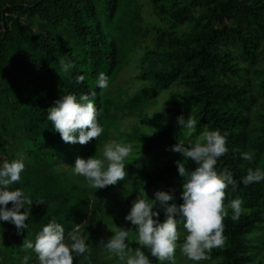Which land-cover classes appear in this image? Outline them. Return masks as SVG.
<instances>
[{
  "label": "trees",
  "instance_id": "1",
  "mask_svg": "<svg viewBox=\"0 0 264 264\" xmlns=\"http://www.w3.org/2000/svg\"><path fill=\"white\" fill-rule=\"evenodd\" d=\"M119 1L0 0V151L5 152L12 142L38 167L40 150L67 147L70 143L62 141L46 119L48 108L63 94L72 93L78 98L94 92L90 99L99 112L100 94L95 81L99 72L108 79L117 62L113 31ZM181 1L184 4L177 7L182 9L177 8L172 15L176 27L170 35L175 42L170 55L172 66L158 75L156 82L170 86L184 76L190 92L181 101L176 116L161 125L159 133L147 138L145 152L161 156L187 138L176 123L181 115L196 121L197 135L205 127L219 130L221 135L226 133L227 151L214 168L218 173L228 169L237 185L235 190L232 186L224 189L222 203L239 199L244 212L236 220L230 213L221 222V234L228 245L219 257L225 264H244L242 239L256 231L264 213V180L247 186L241 183L249 169L259 167L264 171V139L250 140L254 124L249 114L252 104L264 98V56L260 57V53L264 55V0ZM198 6L206 7V12L197 15L194 10ZM12 12L37 18L36 28L27 27L21 15L13 17ZM185 27L189 30L181 32ZM60 59L73 62L69 73L60 72ZM78 75L84 77L80 83L75 80ZM261 128L264 131V120ZM242 152L253 153V158L243 160ZM169 162L147 175L143 187L146 193L163 191L174 196L178 185L182 186L176 163ZM184 166L188 171L196 167L190 160ZM177 201L178 205L183 202L181 195ZM154 210L160 212L162 222L163 211ZM97 232L95 228L89 236L94 238ZM92 237L84 240L85 253H71L72 264H81ZM125 243L133 250L139 246L129 237ZM141 251L150 264H162L149 249L141 246Z\"/></svg>",
  "mask_w": 264,
  "mask_h": 264
},
{
  "label": "rangeland",
  "instance_id": "2",
  "mask_svg": "<svg viewBox=\"0 0 264 264\" xmlns=\"http://www.w3.org/2000/svg\"><path fill=\"white\" fill-rule=\"evenodd\" d=\"M94 1L97 3V0ZM179 4L184 3L181 0L119 1L114 17L116 27L113 31L117 42V62L107 79V87L98 88L101 105L97 121L102 132L96 140H90L87 145L70 143L67 147L59 146L56 150L44 148L39 151L42 159L38 167L34 165L33 158L19 153L12 142L6 146L5 152L0 151V161L23 157L25 167L20 174L21 179L9 188L22 189L32 201V205H25L29 212L25 221L26 228L17 230L12 223L9 222L6 226V222L0 221V264H38L32 249H24L21 245L24 239L34 242L37 233L53 219L64 229L65 244L71 243L68 233L73 229L84 240L88 237L90 239L92 236L89 235L95 228L98 229L81 264H120L115 255L110 254L98 242L101 239L106 241L120 228L129 231V240H136L135 226L124 217L138 191H144L147 175L154 173L159 167H165L170 163L169 160L180 161L185 165L187 163L179 153L171 151V148L164 155L157 156L158 158L155 155H146L145 152L147 138L159 133L161 125L176 116L181 101L190 92L184 76L170 86H165L161 81L156 82L158 75L165 74L172 66L170 55L175 42L170 35L176 32L172 15L177 8L182 9L177 7ZM205 9L207 8L198 6L194 11L197 15H202L206 12ZM10 15L17 17L21 14L12 12ZM19 18L27 27L36 28L37 18L29 14ZM186 30L189 28L180 29L181 32ZM263 56L260 53V57ZM252 106L249 114L254 128L250 133V140L261 141L264 139L261 128L264 120V98ZM14 127L20 128L15 125ZM195 134L196 131L183 142L187 144L196 137ZM110 141L128 144L132 148L124 161L126 175L116 185H108L103 189L91 188L84 182L83 177L73 175L71 166L78 156L84 159L94 155L99 157L103 145ZM176 191L174 202L177 204L182 186L178 185ZM144 193L149 200L154 199L155 192ZM6 207H11V202ZM156 208L160 209L158 205ZM242 208L241 211L244 212ZM224 212L226 214L221 222L232 210L224 208ZM262 217V221L255 227L256 231L242 239L244 264H264V213ZM76 225L80 227L77 229ZM16 234L18 238H14ZM177 234L173 259L161 261L162 264H225L219 257L227 249L228 242L225 239L221 246L206 250L205 259L194 262L188 260L180 251L186 234L182 223L177 225Z\"/></svg>",
  "mask_w": 264,
  "mask_h": 264
},
{
  "label": "clouds",
  "instance_id": "3",
  "mask_svg": "<svg viewBox=\"0 0 264 264\" xmlns=\"http://www.w3.org/2000/svg\"><path fill=\"white\" fill-rule=\"evenodd\" d=\"M58 65L60 72L65 74L74 67L72 61L63 59L58 61ZM75 80L80 83L84 77L78 75ZM95 85L100 89L107 87V78L103 72L97 74ZM94 95V92H90L80 94L77 98L72 93L63 94L48 108L46 119L51 122L62 141L83 145L92 139L96 140L100 135L102 127L97 121L98 110L90 99ZM176 123L183 129L185 137H191L195 132L196 121L191 116L187 119L183 115L178 116ZM225 135L226 133L221 135L219 130L210 131L205 127L187 144L178 141L172 146L171 151L179 153L184 160L192 161L196 167L188 171L183 162H175L177 171L183 178V202L179 205L174 202L175 198L170 193L157 191L154 199L149 200L144 191H138L124 217L135 226L138 247L134 250L127 247L125 241L129 231L123 228L114 232L106 241L101 239L98 244L114 254L120 264H150L141 251V246L149 249L151 256L157 260L171 261L178 238L177 225L182 223L186 234L180 251L188 260L196 262L205 259L206 250L221 246V221L226 214L224 208H231L232 220H236L241 212L239 199H232L227 205L222 204L224 189L232 186L235 190L237 186L233 174L228 169L218 173L214 168L217 159L227 151ZM131 151L128 144L115 141L105 143L99 157H76L71 166L73 175L83 177L84 182L94 189L116 185L126 175L124 161ZM253 155L251 152H242L241 158L250 161ZM24 167L23 157L0 161V221L12 223L17 230L27 227L25 221L29 212L25 205H32V201L22 189L10 190L9 186L20 181ZM261 180H264V171L257 167L255 170L249 169L247 175L241 178V183L247 186ZM9 202L11 207H6ZM157 205L164 214L162 222L159 219L160 212L154 210ZM21 209L24 211L21 212ZM79 227L76 225L77 229ZM68 239L71 243L65 244L64 229L53 219L37 233L34 242L24 239L21 247L32 249L38 264H72L71 253L83 254L87 251V245L76 229L68 233Z\"/></svg>",
  "mask_w": 264,
  "mask_h": 264
}]
</instances>
